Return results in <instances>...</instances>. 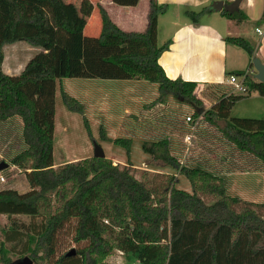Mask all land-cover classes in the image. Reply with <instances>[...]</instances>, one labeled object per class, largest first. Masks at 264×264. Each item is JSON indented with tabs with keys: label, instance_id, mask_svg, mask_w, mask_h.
Returning <instances> with one entry per match:
<instances>
[{
	"label": "trees",
	"instance_id": "1",
	"mask_svg": "<svg viewBox=\"0 0 264 264\" xmlns=\"http://www.w3.org/2000/svg\"><path fill=\"white\" fill-rule=\"evenodd\" d=\"M92 2L100 21L95 37L83 34L80 27L53 24L39 0H0V144L7 160L2 162L24 171L28 183L23 193L12 188L0 190V215L40 220L34 233H23L22 227L11 221L6 241L24 239L33 261L50 264H107L104 260L114 250L137 264H264V203L229 196L221 177L182 166L172 156L167 139L144 141L141 149L150 162L169 166L185 177L191 192L178 189L174 175L144 170L140 180L136 178L139 169L129 163L114 165L105 157L53 167L57 81L130 80L135 75L126 69L127 64L143 74L153 72L146 78L158 85V96L150 106L173 96L193 108V118L202 117L240 152L247 153V168L256 161L264 167V119L229 117L242 95L221 96L207 108L198 83L169 79L159 65L158 59L169 43L157 46L156 19L165 13L167 5L149 0L146 29L126 32L111 21L99 0ZM112 2L134 7L139 0ZM45 3L57 6L58 0ZM212 11L209 6L185 15L197 23L204 13ZM220 14L245 20L238 9L222 10ZM224 40L243 49L252 61L254 48L248 41L240 37ZM17 42H25L38 52L19 75L10 76L2 70L3 47ZM124 43L146 50L117 56ZM245 87V94L256 92L264 98L263 83L247 76ZM61 98L68 111L84 114V106L63 90ZM12 117L21 119L22 128L18 133L10 127L5 137L4 124ZM84 121L87 126L86 118ZM100 134L106 141L101 127ZM111 142L122 146L129 156L130 140L117 138ZM11 150H15L14 155L7 157ZM72 222L71 242L78 247L74 256L67 257V252L57 254V238Z\"/></svg>",
	"mask_w": 264,
	"mask_h": 264
},
{
	"label": "crops",
	"instance_id": "2",
	"mask_svg": "<svg viewBox=\"0 0 264 264\" xmlns=\"http://www.w3.org/2000/svg\"><path fill=\"white\" fill-rule=\"evenodd\" d=\"M212 1H223L225 3H232L234 0H157L159 4L167 5V9L162 15L170 13L169 21L164 25L167 28L165 32L166 36L163 37V43L164 41H166L164 44L168 42L169 47L160 55L158 63L169 79H181L183 81H191L198 83L200 92L202 91L204 86L213 87L212 91L214 92H222L221 88L226 82V77L224 76L225 73H229L228 75H230V73L244 71L248 75V77L256 80L255 75L257 72L252 65L251 58H249L248 54L243 49L233 44L225 42L224 39L226 37H240L248 41L254 48L253 58H258L261 63L264 64V2L262 0H243L237 7V9L243 13V16L245 18V20L243 21L231 20L222 16L220 12L212 11L204 13L197 23H193L185 15V12L187 11H191L194 13H199L203 11L204 8H206V5L209 4L207 7L210 6V3ZM101 4L107 11V14L109 15L111 21L121 30L126 32H143L146 29L147 14L149 11V0H139L138 4L134 7L118 6L120 7L119 15H117L116 13L114 16L109 9L117 5L113 4L112 0H107V2L106 0H102ZM142 4L143 16L138 26H135V24H132V22H134L136 19L135 10H137L138 7ZM175 6H177V10L174 9ZM182 7H186L187 9L181 10ZM162 15H159L156 19L157 33L159 18ZM257 20V23L260 24L255 23L253 32L249 31L247 23ZM256 29H259L261 34L257 33ZM30 47H14L15 49H13L12 51L19 50L21 52H16V55L13 58V63L9 67H7L6 65V56L4 54V60L2 63L3 72L10 76L19 75L23 71L26 63L34 56L35 53L38 52L37 48V50H35L31 49ZM145 50L146 49L144 47H130L128 44L124 43L122 44L121 52L117 56H120L129 51H138L140 53H144ZM17 54H19L20 56L24 54L29 55L23 67L19 66V61L17 60L18 57H16ZM121 64L126 67L125 62H122ZM130 72L135 75V78L130 80H122L124 82L122 85L124 91L130 90V84L132 83V81H146L148 80L146 77H151L147 76L146 74L140 73L139 71H135L134 69H131ZM61 80L62 79L57 81L55 89L53 167H57L68 162H75L85 158L93 157V155H89L87 152L84 155L82 154V156L77 155L74 152H70L68 150L66 135L69 133V128L67 126V119L69 118V116L66 115V112L62 108L56 110V94L58 89L57 84H60V95L61 90H63L64 92L75 98L77 101H80L81 97H79V94L77 93H70L68 90L70 87L63 88ZM96 83L97 84L92 83V85H95V87L93 88L89 98H87L88 96H84L86 98L82 99L86 100L81 101H84V114L86 115L88 124L92 125V122L98 125L100 124L107 137L106 141H112L117 138H122L130 140V143L132 144L131 136H134L135 134L138 135V137L146 136V139L141 140V146L144 141L167 139L169 142L170 152L172 156L175 157L179 161V163L180 161H183V164L180 163L182 166L189 168L197 167L210 172V170H207L205 168L206 165L202 164L204 162L200 163V165L197 166V162L190 163V155L186 159L183 158V152L186 145H182L181 138L183 136V133H185L183 136L185 137L186 133L189 132V125L185 122V117L193 115L194 110L191 106L183 104L182 102L176 99L180 106L182 105L184 108L188 107L190 109V112L185 113L184 116H182L169 109V102L171 101V98H173V96L167 97V99L161 104L150 106L152 102L142 105L140 94H132L133 96H128V98L126 100H123V102L121 103V112L112 114L108 112L109 107L106 104L107 96L105 91L106 88L104 87L106 83H104L103 80L96 81ZM252 93L258 95L256 92ZM157 96L158 94L156 95V98ZM216 102L217 101H214L213 103H211V105H207V108L211 107ZM165 106H167V111H169L170 113L169 115H164L163 119L161 120V123L158 124V126L160 125V127L157 129L159 130V132L153 131L155 125H149L146 128L143 127V129L145 130L142 134V129L140 128L142 122L144 120L152 119L155 114H158V112L160 111H165ZM180 106L176 108H179ZM156 107H158V110L154 109ZM150 111L151 113H149ZM145 116L148 117V119H146ZM112 119H116L117 121L115 122H117V124H111ZM193 119L195 121H199V125L196 130H200L202 128L205 129V135L209 134V137L206 136L207 139H209L210 136L213 135H210V130L214 133V135L217 133V136L222 138V134L218 131V128L207 123L202 117H196ZM152 124H154L153 121ZM126 125H128V127ZM4 126V129L6 130L5 137H7L10 132V127L11 129H13L14 127L15 130L20 133L19 131L22 128V121L19 117H12L7 120ZM197 136V138L200 137V131H197ZM207 139H205L204 137V139L201 140V143L206 144L205 141ZM196 147L198 148V146ZM0 153L2 152L0 151ZM14 153L15 150H11V153L8 154L7 157L13 156ZM55 153L58 154L57 160H55ZM207 153H209V151ZM247 155L248 154L245 152H236L234 156H230V160H232L230 167H236V172L238 167H240L239 157L241 156V158H246ZM130 156L131 152L129 156H127V154L117 150V152L113 153L109 157L105 156V158L110 159L114 165H126L127 163H129L132 165L133 168L138 169L140 166L133 164ZM146 156L147 157H145L143 161L150 162V157L147 154ZM206 158L207 160H210L209 157ZM246 159H250V157ZM205 160L206 159H204V161ZM222 161L224 163H222ZM219 163L220 171L217 170L218 172H214L216 176H219L224 180L226 193L228 194L229 189H233L234 191H236V195H232V197L238 196V198H241L239 194H241V191L243 190V184L240 185V183H238L236 179H232V177L236 176V174L238 173H225L226 171H228L227 165L229 163V161H227L225 157L223 159H220ZM175 172L177 171L175 170ZM166 174H171L177 177V175H175L174 173ZM229 177L230 179L226 180V178ZM260 197H262V200L264 202V194H262V196L260 195Z\"/></svg>",
	"mask_w": 264,
	"mask_h": 264
},
{
	"label": "rangeland",
	"instance_id": "3",
	"mask_svg": "<svg viewBox=\"0 0 264 264\" xmlns=\"http://www.w3.org/2000/svg\"><path fill=\"white\" fill-rule=\"evenodd\" d=\"M93 0H58L57 6H46L45 0H39V3L43 5L48 13L50 20L53 22V24H64L69 25L70 27H80L82 28L83 34L91 37L97 36L99 30H100V21L97 9L95 8V4L92 2ZM100 0V5L102 6ZM264 2V0H262ZM107 2V0H106ZM213 2V1H212ZM211 2V3H212ZM210 3V4H211ZM226 5H230L231 3H225ZM209 5V4H208ZM206 5V7L208 6ZM103 7V6H102ZM104 8V7H103ZM119 8L118 6H113L109 10L113 14V16L117 13L119 15ZM190 8V7H188ZM143 4L138 7L137 10H135V16L136 19L132 24H135V26H138L139 22H141V18L143 16L142 14ZM174 9L177 10V6L174 7ZM187 9L186 7H182L181 10ZM179 11V10H178ZM195 11V10H193ZM107 12V11H106ZM162 15V14H161ZM170 13L162 15L159 18V24H158V33L156 36V42L158 46L163 45L166 41L163 43V37L166 36V27L164 26L165 23L169 21ZM218 17V16H217ZM218 21V20H217ZM257 21H251L247 23V27L249 31L254 30L255 23ZM260 24V23H257ZM113 42V40H112ZM30 47L25 42H17L15 44L11 45H5L3 47V53L6 56V65L9 67L13 63V58L16 55V52H21L19 50H14V47ZM35 49L36 48H32ZM29 55H19L17 54L16 57L19 61V66L23 67L27 58ZM127 70L131 71V69L137 70L135 67L131 66L130 64H127ZM131 68V69H130ZM224 74V73H223ZM229 73H225V81L228 79ZM146 75L150 76L153 75V72L148 71L146 72ZM62 86L64 87H70L68 90L70 93H77L79 94V97H81V100H86L82 98H89L90 94L92 93L93 88L95 85H92V83L97 84L96 81H102V79H83V78H63L62 80ZM105 84V91L107 96V105L109 107V113L116 114L117 112H121V103L123 100H126L128 96H133L134 94H140L141 96V102L142 105L146 103H151L156 98V95L158 94V85L151 81H144L141 80L140 82H133L130 84L131 88L128 91H124L122 88L123 81L122 80H103ZM89 84V85H87ZM226 84V82H225ZM223 84V87L221 88L222 92H214L212 91L213 87H205L200 92V96L204 99L205 105H211L214 101H218L221 96L233 94V95H242L243 97L238 100L231 108L229 117L230 118H246V119H264V98L260 97L259 95L250 93H239V92H233L234 89L229 87L227 84ZM57 94H56V110L59 108H62L66 115L69 116L67 119V126L69 128V133L66 135L67 140V147L70 152H74L77 155H84L86 152L89 155H93V146L94 144H98L103 152L105 153L106 157H109L113 153L118 151H121L126 154V150L119 145L113 144L111 141H105L102 139L100 134V124H96L92 122V125L85 124L84 118H86V115H80L78 113L70 112L67 110V108L64 106L61 95L59 93L60 84H57ZM219 87V86H218ZM133 94V95H132ZM86 96V97H84ZM174 98V97H173ZM171 98V101L169 102V109L175 113H178L179 115L184 116L185 113L190 112V109L188 107H183L182 105L178 104L176 99ZM78 101L84 106V101ZM180 106L179 108H176ZM85 107V106H84ZM165 111H160L158 114H155V116L150 120H144L140 126L142 129V134L145 129L143 127H148L149 125H155L153 131L159 132L157 130L161 123V120L163 119L164 115H169V111H167V106H165ZM158 110V107L154 108ZM85 113V108H84ZM147 113V112H146ZM151 113V111L149 112ZM163 113V114H162ZM149 115V114H148ZM154 115V112H153ZM152 115V116H153ZM144 116V115H143ZM146 117V116H145ZM148 119V117H146ZM180 119V118H178ZM87 120V119H86ZM116 119L111 121V124H117ZM152 121L154 124H152ZM88 123V122H87ZM117 126V125H116ZM128 127V125H126ZM205 127V126H202ZM202 129V128H201ZM196 130L195 135L192 138V148H190L189 151V160L190 163L197 162L196 165H200V163L205 164V168L207 170H210L212 174H215L214 171L218 172L220 171V163L219 160L226 158L227 161H230L227 165L228 171L225 173L227 174H236V176H233L232 179H236L240 185L243 184V190L241 191L240 198L243 201H255L254 203H264L262 200V194H264V167H262L260 161H256L254 164L251 165V167L247 168L249 159V156L247 157H239V163L240 167L235 172V168L231 166L230 163L232 160H230V156H234L236 151L231 148L232 144L229 143L230 141H227L223 136L218 137L217 133L214 135L213 132H210V138L207 139L205 135V129L202 130ZM152 130V129H151ZM197 131H200V137L197 138ZM165 133V132H161ZM167 134V133H166ZM185 133H183L184 136ZM190 132L186 133V135H189ZM182 136L181 142L182 145L184 144V137ZM214 136V137H213ZM132 137V144H131V160L133 164L140 166L138 169V172L136 173L137 179H142L141 172L146 170L152 172H162V173H174L178 177V184L177 188L181 190H185L188 192H191L189 183L187 179L183 176H179L178 172H175V170L169 166H164L161 164H155L152 162H144L143 159H145L146 154L142 151L140 142L141 140L146 139V136L138 137V135L131 136ZM207 139L205 141L206 144L201 143L202 139ZM213 138V139H212ZM199 139V141H198ZM198 146V148L196 147ZM0 153L1 157L0 160H6L5 155L2 151V145L0 144ZM209 151V153H207ZM130 154V153H129ZM82 155V156H83ZM58 154L55 153V160H57ZM206 157H209L210 160H207ZM221 157V158H220ZM204 159H206L204 161ZM7 161V160H6ZM2 162V161H1ZM5 162V161H4ZM222 163H224L222 161ZM7 164V163H6ZM193 165V164H192ZM203 167V166H202ZM224 169V165H223ZM152 174H149L148 177H151ZM229 178H226V180H229ZM242 179V180H241ZM5 188H12L16 189L19 193L26 192L28 190L26 181L24 180L22 174L18 173L14 179H9L8 184L5 186ZM236 191L233 189H229L228 194L236 195ZM238 197V196H237ZM11 221L16 223L17 226L22 227V231L24 232H30L34 233L38 230L39 225V219H32L27 216H16L12 217L11 219L7 218L6 216L0 215V264H4L2 259H6L10 262V264H15L16 262L20 261L24 257H29L30 253H28L29 245L24 242V239H20L21 241H6L5 232L9 229ZM73 232V222L66 225V227L60 232L57 238V254H62L64 252H69L71 249H76L78 246L71 242ZM3 257V258H2ZM30 258V257H29ZM31 259V258H30ZM105 263L107 264H137L131 258L130 256L124 255L119 251L114 250L105 260ZM51 263V262H50ZM46 261H33V264H50Z\"/></svg>",
	"mask_w": 264,
	"mask_h": 264
},
{
	"label": "built area",
	"instance_id": "4",
	"mask_svg": "<svg viewBox=\"0 0 264 264\" xmlns=\"http://www.w3.org/2000/svg\"><path fill=\"white\" fill-rule=\"evenodd\" d=\"M256 32L261 34L259 29H256ZM247 76L248 75L246 73L244 75H241V76L229 75L228 79L226 80V84L229 87H231L232 89H234L233 92H239L242 94L246 93L247 90L245 87V81H246ZM185 122L189 125V132H190L189 135H185L184 141H183L184 144L186 143L185 144L186 146H185V149L183 152V158L186 159L189 156L190 148H192V144H193L192 138L195 136V131L199 125V121H195L193 119V117L189 115V116L185 117ZM159 140H161V139H159ZM231 148L234 149L236 152L240 153L235 145L232 144ZM0 157H1V155H0ZM1 161H3V160H0V162ZM180 163L183 164V161H180ZM18 173L22 174L24 180L26 181L27 187H28V183H27L24 171H22L17 166L7 164V167L5 169H3L2 171H0V190L5 189V186L8 184V180L14 179ZM213 175H215V174H213Z\"/></svg>",
	"mask_w": 264,
	"mask_h": 264
},
{
	"label": "water",
	"instance_id": "5",
	"mask_svg": "<svg viewBox=\"0 0 264 264\" xmlns=\"http://www.w3.org/2000/svg\"><path fill=\"white\" fill-rule=\"evenodd\" d=\"M243 0H234L230 5H226L223 1H213L210 4V8L215 12H221L222 10L233 12L237 10V7ZM252 65L254 69L256 70L255 78L258 82L264 84V64L261 63V61L258 58H253ZM93 157L94 158H104V152L102 148L98 144H94L93 146ZM7 167V164L4 162L0 163V171L5 169ZM75 250L71 249L69 252L66 253L67 257L74 256ZM15 264H33V260L29 257H24L20 261L16 262Z\"/></svg>",
	"mask_w": 264,
	"mask_h": 264
}]
</instances>
